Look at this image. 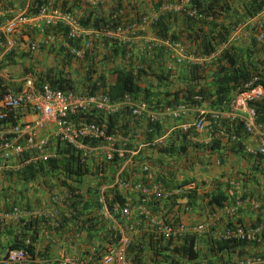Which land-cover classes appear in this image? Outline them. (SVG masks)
I'll use <instances>...</instances> for the list:
<instances>
[{
  "label": "built area",
  "instance_id": "1",
  "mask_svg": "<svg viewBox=\"0 0 264 264\" xmlns=\"http://www.w3.org/2000/svg\"><path fill=\"white\" fill-rule=\"evenodd\" d=\"M2 1L4 0H0ZM99 1L101 0H87L91 6H96ZM188 2L189 0H180L171 7L162 8L163 11L168 9L180 11ZM186 11L187 15L196 19L202 17L191 9ZM120 13L121 10H118L114 14ZM4 14L12 15V18L4 20L0 25V173L15 172L29 164L54 160L56 165L48 172L50 175L61 171L62 162L73 159L80 167L81 179L88 177L96 179L91 188L97 217L108 228L110 234V242L100 240L99 236V240L91 244L83 256L73 259L62 258L56 264H168L170 258L161 263V253H156L159 242L160 246L164 247V253L173 256L174 259H181L174 256L173 250L182 246L186 237L207 242L259 241L260 234L264 232V222L247 231L235 225L223 228L221 232L215 234L209 232L213 227L211 219L208 221L202 219L201 222H195L186 228L181 218L192 213L194 209L189 205L190 201L188 202L186 195L192 194L197 197L199 188L195 181L190 180L178 186L173 183L163 186L159 181L144 180V177L153 171L164 178H171L178 170L184 169L178 165L187 162V158L192 161L191 165L196 166L197 160L195 156L191 159V152L184 155L182 152L171 155L160 152L161 149L169 148L173 138L177 137L176 145L181 144L182 134H190L186 138V144L190 145L187 147L188 150L193 147L192 153L194 147L200 148L209 142L201 144L197 137L203 131L206 120L200 118L188 124L178 122L185 113H207L212 118L229 122L241 121L244 134L260 131L261 125L256 122V112L248 105L249 102L264 99V88L260 83H255V78L242 84L243 91L233 95L226 111L216 112L189 109L180 105L151 110L144 101L132 100L127 96H123L118 102H111L108 97L101 94L89 96L72 91L64 92L50 88L46 81H41L46 71L25 67L15 74L16 69H19L14 67L19 63L15 54L18 42L17 37L11 35L19 34L27 27L40 32L39 41L27 45L29 53H36L41 49L51 50L58 47L59 39L46 29L59 26L68 39L79 40V48H68V51L73 57L81 58L91 48L92 42L104 36L102 34H120L129 27L119 25L108 32L91 31L82 28L77 18L70 12L48 7L32 16H25L22 9L9 10L7 7L5 10L0 9V16ZM257 40L264 41L261 36H258ZM154 42L152 46H168L175 63L201 64L206 59L197 57L193 50L184 48L179 43L168 45L166 41ZM61 46L68 47L66 43H61ZM7 55L9 58H6ZM167 68L170 66L167 65ZM123 108L132 118L145 117L146 124L142 134L151 133L150 140L142 138L140 145L131 147L128 142L133 139V135H129V132L124 129L116 130L118 125L107 131L104 125L84 117L85 115L105 117ZM166 122L170 125L166 126ZM156 125L161 129L155 131ZM218 133V136L225 135L223 131ZM260 136L258 147L256 149L246 147L245 153L264 155V133ZM67 182H71V179ZM37 183L38 180L34 182ZM59 185V188L57 186L50 192L45 204L48 205L46 210L28 211L11 206L8 211H0V225L20 219L27 222L32 218H45L49 227H56L57 218L54 212L49 213L48 210L56 209L58 206L66 207L73 198L67 187ZM241 203L235 201L230 208L222 206L220 210L224 213L234 212ZM62 216H68L66 210ZM140 233L147 235L146 239L151 244L149 257L153 258L146 262L143 260L134 262L127 255L129 244ZM39 234L47 237L49 230L41 225ZM30 243L28 238L24 240L25 245ZM98 250L101 251L96 254ZM0 264H48V262L31 260L22 248H15L3 253ZM233 264H264V257H245Z\"/></svg>",
  "mask_w": 264,
  "mask_h": 264
},
{
  "label": "trees",
  "instance_id": "2",
  "mask_svg": "<svg viewBox=\"0 0 264 264\" xmlns=\"http://www.w3.org/2000/svg\"><path fill=\"white\" fill-rule=\"evenodd\" d=\"M179 1L155 0L153 6L157 10L161 6L174 5L179 3ZM76 2L77 0H74L69 5L63 0H4L0 2V9L5 10L8 7L9 10H16L19 8L23 10L25 16H32L39 13L41 9L48 7L50 9L70 12L75 16L73 8L76 6ZM263 7L264 0H189L187 7L183 11L169 9L160 13L149 24V27L155 39L162 42L166 41L168 45H174L176 43L183 44L186 41L194 46L193 52L196 56L209 57L216 54L217 47L226 42L230 34L240 23L256 16ZM122 9L121 1L116 0L106 15L93 10L75 17L84 29L108 32L119 25L129 26L132 24V21L126 19ZM186 9H191L202 17L196 19L194 16H189L187 15ZM118 10H121V13L115 15L114 13ZM10 18H12V15L4 14L0 16V25L4 20ZM133 21L134 23L139 22L136 13L133 15ZM46 30L53 34L56 39H59L58 47L50 51L55 56H60L61 60H57L59 65L55 69L48 71L41 78V81H46L50 88L64 92L72 91L89 96L101 94L108 97L110 101L127 96L132 100L139 99L144 101L151 110L180 105L189 109L216 112L227 110L229 101L234 94L243 91L242 84L246 81L255 78V83H260L264 88L263 78L258 69V61L252 60V53L254 50L256 51L254 49L255 45L259 44L258 49H262L264 45V43L256 41L257 36H255V41L252 40L251 49L225 48L209 64V67L205 64H182L181 75L185 76L184 80H177V82L170 84L169 77L172 71L170 68H167L168 46H149V64L144 59H141L134 68L130 66L115 67L109 72L111 75L110 80L103 74L92 75L90 74V70L85 71L84 76L78 80L75 77L68 76L65 71L66 67L62 70L60 63H65L68 66L71 62L72 64L76 62V65L83 66L82 62L86 53H84L83 57L76 58L68 51V48L78 49L79 40L71 41L68 39L59 26L49 27ZM254 30L256 35L264 39V23L255 25ZM61 43H66L68 47H62ZM116 52L114 48L113 53L116 54ZM121 52L124 53L125 49H121ZM6 58H9V56L7 55ZM87 69L85 68V70ZM209 69H212L213 72L205 75ZM248 105L256 112V122L263 125L264 100L249 102ZM191 113L193 120L200 118L206 120L204 128L209 135V142L201 145L200 148L194 147V154H192V149H187L190 145L186 144V138L190 134H182L180 138L183 142L181 144L176 145L175 139L177 137L173 138L171 139L169 148L161 149L160 152H167L170 155L179 152H182V155H184L191 152V159L197 156V151L203 154L206 153L205 155L210 154L214 150L221 148V139L217 135L219 134L218 131L224 132L226 145L230 146L231 152L235 153L236 151L243 150L241 139L244 136V129L241 121L235 120L229 122L220 118H212L207 113ZM117 116H110L106 120L88 115L84 117L86 119H93L97 124H104L107 131L113 130V127H116L118 123L132 121L125 119L124 116ZM124 128V126H119L116 127V130ZM154 129L158 131L161 128L159 125H156ZM143 138L150 140L152 135L151 133L143 134ZM259 156L264 157V155ZM69 160L62 162L60 172L50 173V175L48 172L52 171L56 165L54 160H48L45 163L38 162L29 164L15 172L5 173L10 178L14 176L15 181H19L21 184L34 183L38 180L43 183L47 192L54 183L62 184L70 190L73 196L66 207H60V213L66 210L68 216H59L56 219V227L48 228L45 218H32L26 223L24 222L18 231H4L8 235V238L4 245L0 243V246L4 247L5 251L8 249L22 248L31 260H47V250L45 248L41 250L37 249L34 245L40 225L45 226L47 230H54L60 238L63 237L64 239L74 237L82 231L88 233V238H90L96 232L101 231L100 240L111 241L108 228L97 217V208L93 193L91 197L90 189L87 188L83 191L80 186L83 179L80 178L82 172L80 171L78 163L73 161V159ZM69 164L71 165L69 166ZM44 179L48 181L45 182ZM69 179H71V182L68 183L67 180ZM156 180L163 186L169 185L167 184L168 181L161 175ZM32 188H24V190H34ZM186 196L188 202L190 201L189 205L194 207L197 204L195 202L196 197L192 194H187ZM242 196L238 197L236 201H240ZM206 198L197 199V201H200L199 208L203 209L202 207L208 206L209 208L212 207L214 210H217V208L220 209L226 202V196L221 192H216L214 195ZM15 199L17 198L15 197ZM26 200L28 201L27 197ZM234 202L233 200L232 203ZM11 206H16L20 210L33 209L30 205H19L18 200H11L9 204L2 206L0 211H8ZM232 213L230 212V215ZM249 223H244L238 218L234 221L232 220L231 223L228 222V225H237L247 231L261 223V220H257L256 218ZM26 238L31 240V243L28 245L24 244ZM263 240L264 232L260 234L259 241L254 243L245 240H214L211 242L212 247L209 251L212 258L211 261H208V258H201L200 254L196 252V243L193 237H186L183 245L173 250L174 256H178L181 259H174L173 256L171 257L169 254L164 253V247L160 246V242L158 243L159 246L156 253H161V263L170 258L168 264H223L228 262L233 264L235 261L245 257L264 256V254L256 250V247ZM150 246L151 244H149L148 240H133L127 248L128 258L134 262L141 260L145 262L149 261ZM145 250H147L146 253ZM100 251L98 250L96 254Z\"/></svg>",
  "mask_w": 264,
  "mask_h": 264
},
{
  "label": "crops",
  "instance_id": "3",
  "mask_svg": "<svg viewBox=\"0 0 264 264\" xmlns=\"http://www.w3.org/2000/svg\"><path fill=\"white\" fill-rule=\"evenodd\" d=\"M62 1V0H59ZM67 4H71L74 0H63ZM116 0H101L97 3L96 6H91L87 0H77L76 6L74 9L75 16H81L88 11L96 10L103 15H106L112 6V4ZM121 5L123 7V12L128 21H132L131 25L126 31L120 34H102L104 36H100L96 42V50L100 51L101 55L104 57L109 56V58H105L103 60V65L106 67V72H111V70L115 67H128L134 68L138 61L141 59L149 64V45L152 43H157L152 31L149 27V24L156 19L160 13H163V8L157 9L155 6V0H120ZM137 14L139 22L134 23L133 15ZM144 19V20H142ZM258 23H264V8L254 17L246 20L243 23H240L235 30L230 34L229 38L225 43L220 44L217 47L216 54L209 58L213 60L218 56L220 51L225 48H234V49H251L252 40L255 39V30L254 26ZM253 28V30H251ZM26 31L25 33H23ZM22 33L13 34L11 36L17 37L18 47L16 49V57L18 58V62L15 68L16 73L25 67L28 68H36L37 70H41L44 72L49 70V68H43L44 66V55L39 54L37 57H25L23 53L27 52V45L29 43L38 42L40 39V32L35 29H30L27 27L26 30H21ZM153 40V41H151ZM255 41V40H254ZM257 44V43H256ZM126 46V48H125ZM187 44L184 43L182 47L186 48ZM259 44L255 45L254 52L252 53V60L258 61V69L261 77L263 78L264 84V45L262 49H258ZM116 49V54L113 53V49ZM121 49H125V52L122 53ZM169 48H167L168 52V62L167 65L174 68L178 67L180 73L178 71H174L171 67V75L169 77L170 84L177 82V80H184L185 76L181 75V65L185 64L183 62L174 63L173 57H171ZM44 53V52H43ZM34 54V53H31ZM60 59V56H55ZM112 57V58H111ZM177 57V56H176ZM182 57V56H181ZM146 58V59H145ZM178 58H175L177 60ZM112 60V63H111ZM107 61L109 63H107ZM203 61V60H202ZM58 62V61H57ZM256 63V62H255ZM77 63L71 64L68 68H72ZM85 62H82L84 65ZM171 64V65H170ZM33 67V68H32ZM108 68V69H107ZM110 69V70H109ZM67 68L65 71L67 72ZM85 70V69H84ZM86 71V70H85ZM103 72V71H102ZM103 74V73H102ZM179 75V77H178ZM264 100V99H263ZM121 117V116H120ZM127 119V117H125ZM128 120H132L127 123H123L121 126H124V130L129 132V135H133V139L129 140V144L131 147H135V145H140L141 139L143 138V130L145 128V117H135L130 118ZM178 122H183L184 124L193 122V115L191 112L185 113L181 116ZM264 133V124L261 125L260 131L254 134H244L241 139V144L243 146L242 151H236L235 153L231 152L230 146L226 145L225 136H218L221 139V148L219 150H214L210 154H203L197 151L196 158V166L191 165L192 161L187 158V162L179 163V167L183 170H178L171 178L166 177L165 179L169 183H173V185H182L186 183V181L193 180L198 184V195L197 198L209 197L210 195H214L216 192H221L226 196V202L223 207L226 208L232 205V201H236L238 197L242 196L240 200L242 203L237 207V209L230 215L229 213H224L220 209L214 210L212 207L208 206L199 208V202L194 207L192 213L187 214L181 218L183 225L186 228H189L195 222H201L202 219L212 220L213 227L210 229L211 234H215L217 232H221L225 226H229L228 222H232V220L240 219L244 223H249L257 218V220H261L264 222V157H261L256 154H248L244 152V148L249 147L251 149H256L261 140V134ZM201 144L209 141V135L206 133L205 128L197 135ZM192 149V148H191ZM148 153V152H147ZM145 153V154H147ZM194 154V153H192ZM13 175V174H12ZM179 175V176H178ZM159 175L154 173L148 174L147 177H144V180L147 182H155L157 181ZM94 177H88V179H92ZM45 180V179H44ZM11 182L2 181V187H0V209L2 206L6 205L5 199L8 198L10 201L18 200L19 205H30L33 207V210L43 211L46 210L48 205L44 203L47 200V194L44 193L43 189L44 185H39L41 191H39L37 184H21L19 181H15L14 176L10 178ZM95 180H89L86 188L90 189V193L92 195L93 191L91 190L92 184ZM46 182V180H45ZM44 182V183H45ZM167 182V184H169ZM6 183V184H5ZM81 185V184H80ZM60 187L59 184L54 183L51 186L50 192L57 187ZM172 186V185H171ZM33 187V188H32ZM26 189H34V190H24ZM82 188V187H81ZM85 189L82 188L84 191ZM31 195L34 197H30ZM204 196V197H203ZM15 197L17 199H15ZM28 198V201L26 200ZM27 203V204H25ZM259 205L258 207H254V205ZM54 210V211H53ZM211 213L209 214V212ZM49 213L54 212V216L58 218L62 216L60 213V206L56 209H49ZM47 212V213H48ZM25 222V219H20L16 221H10L5 225H0V243L4 245L5 241L8 238V235L4 231L8 230H20L22 224ZM48 226V221H47ZM250 224V223H249ZM41 229V225L40 228ZM215 230V231H214ZM101 231L96 232L94 236L89 237L88 233L82 231L79 234H76L77 237H71L69 239H63L59 237L57 233L54 231H49L47 237L40 235L39 230L37 233V237L35 239L34 245L37 249L45 248L47 250V262L48 264H56L62 258H78L83 256V254L87 251L91 244H94L99 236ZM147 235L144 233H140L133 240L140 239V241H146ZM211 239V237L209 238ZM204 240H200L197 242V246L203 249L208 246V244H204ZM256 250L264 254V240L256 247ZM5 252V248L0 246V257ZM147 250H145V253ZM252 253V252H250ZM201 258H209V252L206 250H202L200 252ZM260 257V256H259ZM264 257V256H262ZM212 259V258H211Z\"/></svg>",
  "mask_w": 264,
  "mask_h": 264
},
{
  "label": "rangeland",
  "instance_id": "4",
  "mask_svg": "<svg viewBox=\"0 0 264 264\" xmlns=\"http://www.w3.org/2000/svg\"><path fill=\"white\" fill-rule=\"evenodd\" d=\"M96 42H97L96 40H95L94 43L92 42L91 48L86 52V56H85V58L83 60V62H85V64L83 66L74 65L72 68H70V67L68 68L69 65L66 66L65 63H62L61 62L60 63V65H62L61 69L63 70L66 67L68 69L67 70L68 76L73 77V78L75 77V79H78V80L84 76V74H85V70L84 69L85 68H88L86 71L90 70V74H92V75H94V74H97L98 75V74H102L103 73V75L108 80H110L111 79V77H110L111 75H110L109 72L104 73V72H106L105 71L106 70V67H104V65H103L104 64L103 63V60L105 58L108 59L109 56L104 57V55H101L100 51L97 52V50H96V48H97L96 47ZM39 54H43L44 55V66H43V68H46L47 67V68H49V71H50L51 69H55L57 67V65H59L58 62H57V60H61V59L56 58L55 57V54H53L52 51H50V50L48 51V50H42L41 49V50H39V53H34V54H31L28 51L25 52V53H23V55L25 57H28L29 55L31 57H34V56L37 55V57H38ZM213 61L214 60L212 58L207 57L201 64L208 65L207 67H209V64L212 63ZM66 63H68V62H66ZM74 63H76V62H74ZM107 63H109V62L107 61ZM111 63H112V60H111ZM173 70L174 71H178V73H180V70L178 69V67H174ZM212 72H213V70L212 69H209L208 71H206L205 75H209ZM178 77H179V75H178ZM169 125H170V123L169 122H166V126H169ZM89 180H92V179H88V178L83 179L80 186L83 189H85L86 188V185H88L87 182H89ZM2 181L11 182L10 181V177L7 176L5 173H0V187H2L1 186L2 185V183H1ZM30 185H31V183H30ZM31 194L32 193H30V197L31 198L34 197ZM91 197H92V195H91ZM5 202L8 203L7 201H5Z\"/></svg>",
  "mask_w": 264,
  "mask_h": 264
},
{
  "label": "clouds",
  "instance_id": "5",
  "mask_svg": "<svg viewBox=\"0 0 264 264\" xmlns=\"http://www.w3.org/2000/svg\"><path fill=\"white\" fill-rule=\"evenodd\" d=\"M167 5H164V6H161L160 8H162V7H166ZM168 6H173V5H168ZM187 7V6H186ZM185 7V8H186ZM159 8V9H160ZM184 8V9H185ZM169 10V9H168ZM186 10H188V9H186ZM165 11H167V10H164V11H162V12H165ZM180 11H183V9L182 10H180ZM257 37H258V35H256ZM257 37H256V41H258L257 40ZM156 40H158V39H156ZM258 42H260V41H258ZM184 43H186L187 44V48H189V49H191V50H194V46L192 45V44H190V43H188V42H186V41H184L183 42V44ZM261 43H264V41L263 42H261ZM183 44L181 43L180 45H182L183 46ZM149 46H152V45H149ZM157 47H160V46H157ZM36 53H39V51H37ZM172 53V51L170 50V54ZM169 54V55H170ZM215 55V54H214ZM214 55H211V56H214ZM211 56H209V57H211ZM198 57V56H197ZM207 58V57H206ZM175 63V62H174ZM171 67H172V65H171ZM171 67H170V69H171ZM39 71H41V70H39ZM48 71L49 70H46V73H48ZM75 93V92H74ZM78 94H80V93H78ZM120 99H122V98H120ZM120 99H118V100H115V101H111V102H118ZM115 115H118L117 117H120V116H124V117H127V119H130V118H132V117H130L129 115H128V112L126 111V109H120L117 113H115V114H112V115H108V116H105V117H97V118H101V119H103V120H106V118H108V117H110V116H115ZM101 125H104V124H101ZM116 125H118V126H121V123H118V124H116ZM257 155H259V154H257ZM46 181H48L47 179H45ZM190 181V180H189ZM189 181H187V182H189ZM41 186V185H43V183L42 182H39L36 186ZM40 186L38 187V189H39V191L40 192H42L41 191V188H40ZM51 189V188H50ZM50 189H49V191L47 192V189L46 188H44L43 190V192L44 193H46L47 194V198H48V196H49V194H50ZM194 197H196V196H194ZM197 199H199V198H197L196 197V199H195V202L196 203H198L199 202V200L197 201ZM5 201H7L8 203H6V204H9L10 203V200L8 199V198H6L5 199ZM46 202H47V200H46ZM46 202L44 203V204H46ZM194 207H196V205L194 206ZM193 207V208H194ZM28 211H37V210H33V209H28ZM26 223V222H25ZM24 224V223H23ZM5 225V224H4ZM229 226H231V225H229ZM229 226H225V228L226 227H229ZM48 228H49V226H48ZM49 231H51V230H49ZM52 231H54V230H52ZM31 241V240H30ZM197 242L198 241H195V246H196V252H198L199 254H200V252L202 251V250H207L208 252L210 251V248L212 247V245H211V242H204V244H208V246L207 247H205L204 249L202 248V247H198L197 246ZM209 255H210V253H209ZM153 257H149V259H152ZM212 259H211V256L208 258V261H211ZM46 261V260H45Z\"/></svg>",
  "mask_w": 264,
  "mask_h": 264
}]
</instances>
